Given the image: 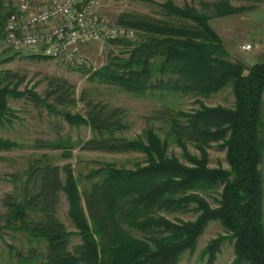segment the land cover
Wrapping results in <instances>:
<instances>
[{
    "label": "trees",
    "instance_id": "1",
    "mask_svg": "<svg viewBox=\"0 0 264 264\" xmlns=\"http://www.w3.org/2000/svg\"><path fill=\"white\" fill-rule=\"evenodd\" d=\"M5 1L0 0V39L9 16ZM161 7V19L131 13L118 17L119 25L139 31L145 42L134 46L126 40L110 41L128 58L112 56L105 72L96 73L93 80L142 93L155 87L151 81L159 74L161 89L166 86L184 95L206 97L231 87L234 107H209L198 101V109L186 112L165 106L146 118L143 137L130 140L124 136L130 129L125 109L112 106L92 89H84L77 98L76 87L68 80L48 78L49 98L55 105L82 104L83 114L62 115L71 125L88 127L91 137L75 142L57 131L56 140H36L35 149L61 152L64 160L72 159L77 148L81 152H138L146 161L135 170L103 164L87 176L91 186L83 192L75 178L65 183L61 166L40 159L29 163L24 176L11 175L16 186L2 199L5 212L0 217V236L20 234L28 244L9 245L14 264H178L184 254L195 253L212 222H218L228 235L205 248L207 264H215L227 239L234 249L231 264H264L260 169L264 62L249 66L233 61L207 14L171 1ZM223 7L216 6L219 15L240 12L230 7L223 11ZM14 82L22 79L10 71L0 74V125L13 117L10 96H24L37 110L46 107L54 112V105H46L33 93L11 91ZM170 143L181 149L186 163L169 154ZM189 144L199 154H193ZM213 144L226 151L229 169L210 167ZM5 146L17 145L0 140V148ZM220 189L217 207L200 195V191ZM64 193L70 203L69 218L82 238L74 251L73 233L59 217ZM189 210L197 213L193 221H172L159 214Z\"/></svg>",
    "mask_w": 264,
    "mask_h": 264
},
{
    "label": "rangeland",
    "instance_id": "2",
    "mask_svg": "<svg viewBox=\"0 0 264 264\" xmlns=\"http://www.w3.org/2000/svg\"><path fill=\"white\" fill-rule=\"evenodd\" d=\"M168 1L181 8L185 6L193 7L199 12L210 16V25L223 40L233 61L242 62L249 66L264 62V0H103L102 4L95 9V13L116 24H118V17L127 13L161 19V5ZM17 3L18 0L5 1L6 9H9V15L15 9ZM217 5L239 9L240 12L219 15ZM226 7H223V11L226 10ZM135 31L137 32L136 38L128 42H133L134 46H138L145 42V38L142 34H139V31ZM5 38L6 28L3 38L0 39V74L10 71L22 79L21 83L14 82L12 84L11 91L15 90L21 94L33 93L44 100L46 105H54V112L46 107L37 110L24 96L20 98L10 96L8 98L13 117L10 118V122L0 125V140L13 142L17 146L0 148V217L5 212L2 199L6 194L13 192L16 186L11 175L24 176L29 163L35 159H40L43 163L61 166L65 183L68 182L70 177L75 178L79 190L82 192L91 186L87 176L98 170L103 164H113L118 168L135 170L138 165H143L146 161L145 155L138 152H81L77 148L74 150L72 159L64 160L61 158V152L35 149L33 145L36 140H56L58 137L57 131H60L62 137L70 136L75 142L87 140L91 137V131L88 127L71 125L62 115L64 112H69L72 115L83 114L82 104L79 103L77 106L69 107L55 105L53 99L49 98L48 78L57 77L68 80L70 84L76 87L77 98L84 89H92L112 106L125 109L127 113L126 121L130 125V129L124 133V136L130 140H138L143 137V132L147 126L146 118L165 106L176 111L186 112L198 109V101L209 107H234L235 98L231 87L206 97L202 95H184L182 92L172 91L166 86L161 89L159 74H156L157 76L155 75L151 81L152 86L155 87H150L142 93L127 91L120 86L98 78L93 80L96 73L102 74L105 72V69L111 64L110 58L112 56L128 58V53H124L121 47L110 44V41L91 43L83 47L82 53L86 63L75 68L63 61L45 58L33 51L11 49L5 45ZM246 46H251V48L245 49ZM155 62H151V64L155 63L157 65L159 63L157 60ZM159 133L161 136V132ZM189 149L193 154H199L191 144H189ZM209 153L211 168L221 166L229 169L224 149L217 144H213L209 149ZM169 154L186 163L182 157L181 149L176 144L170 143ZM260 169L264 181V154ZM220 193L221 189L207 192L200 191V195L205 197L212 207L218 206ZM69 210L70 203L64 193L59 208V217L68 231L73 233L71 250L74 251L76 247L82 245V238L69 218ZM159 214L172 221H193L197 217V213L193 210L161 211ZM134 234L137 237H142L140 233L135 232ZM221 235L227 236L228 234L218 222L210 223L200 238L195 253L184 254L178 264H207L204 250L211 241ZM9 245L21 248L22 246L27 247L28 244L25 237L20 234L16 236L3 234V236H0V264H14L11 259L12 256L9 254ZM233 260V243L231 239H227L222 245L215 264H231Z\"/></svg>",
    "mask_w": 264,
    "mask_h": 264
},
{
    "label": "built area",
    "instance_id": "3",
    "mask_svg": "<svg viewBox=\"0 0 264 264\" xmlns=\"http://www.w3.org/2000/svg\"><path fill=\"white\" fill-rule=\"evenodd\" d=\"M103 0H18L6 24L5 45L78 68L91 43L132 41L137 32L98 16ZM246 46L245 49H250Z\"/></svg>",
    "mask_w": 264,
    "mask_h": 264
}]
</instances>
